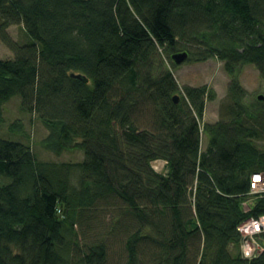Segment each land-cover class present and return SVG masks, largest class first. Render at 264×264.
I'll return each instance as SVG.
<instances>
[{"label":"trees","instance_id":"obj_1","mask_svg":"<svg viewBox=\"0 0 264 264\" xmlns=\"http://www.w3.org/2000/svg\"><path fill=\"white\" fill-rule=\"evenodd\" d=\"M21 24L25 44L9 33ZM0 40L14 54L0 59V122L19 95L48 151L85 155L40 161L0 137V264H108L110 240L124 264H264V252L242 256L238 232L264 214L250 193L264 173V100L245 104L238 79L252 64L264 80V0H0ZM184 51L218 57L231 78L216 123L202 124L216 92L181 87L159 64L179 66Z\"/></svg>","mask_w":264,"mask_h":264},{"label":"rangeland","instance_id":"obj_2","mask_svg":"<svg viewBox=\"0 0 264 264\" xmlns=\"http://www.w3.org/2000/svg\"><path fill=\"white\" fill-rule=\"evenodd\" d=\"M9 33L19 44H25L29 41V37L22 24L11 26ZM8 58H14V54L0 40V59ZM159 64L173 70L174 76L181 87L184 85H208L211 90H214L216 97L214 100L207 101L202 124L216 123L221 119L224 109L230 102L228 86L231 78L225 71L223 62L218 57H214L207 62H185L173 68L163 55L159 59ZM238 79L247 90V95L244 99L245 104H254L259 101L258 96L264 95V80L254 65L248 64L242 66L239 70ZM17 121H20L22 126L11 129V124ZM48 134V128L35 113L22 109L21 97L19 95L12 97L5 104L4 121L0 122L1 138L28 143L40 161L78 163L84 160V152L80 149H69L59 156L48 151L43 145V140ZM207 145L208 138L202 133V149L205 150ZM259 145L264 147V143H259ZM152 166L159 173L166 174L168 171L167 162L162 159L153 161ZM78 178L79 173L75 172L72 175L73 183H77ZM249 199H253L252 195ZM259 239L262 240L261 237ZM110 247L108 264H124L126 255L122 248V243L118 240H110ZM233 252H236V249Z\"/></svg>","mask_w":264,"mask_h":264},{"label":"built area","instance_id":"obj_3","mask_svg":"<svg viewBox=\"0 0 264 264\" xmlns=\"http://www.w3.org/2000/svg\"><path fill=\"white\" fill-rule=\"evenodd\" d=\"M250 193L264 195V173L252 175ZM245 204L246 208L249 209L250 204L248 202ZM238 232L240 234L241 254L245 259L251 261L264 252V214L244 220L238 226Z\"/></svg>","mask_w":264,"mask_h":264},{"label":"water","instance_id":"obj_4","mask_svg":"<svg viewBox=\"0 0 264 264\" xmlns=\"http://www.w3.org/2000/svg\"><path fill=\"white\" fill-rule=\"evenodd\" d=\"M172 59H173V61L175 62L176 65H181V64H183V63H185V62L188 61V59H189V52L184 51V52H180V53L174 54L172 56ZM74 76L77 77V78H79V79L84 80L85 82H88L89 81V79H87L83 75H74ZM174 99H175L176 102H178L179 96L178 95L175 96ZM258 99L259 100H264V95L258 96Z\"/></svg>","mask_w":264,"mask_h":264},{"label":"crops","instance_id":"obj_5","mask_svg":"<svg viewBox=\"0 0 264 264\" xmlns=\"http://www.w3.org/2000/svg\"><path fill=\"white\" fill-rule=\"evenodd\" d=\"M192 86V85H191ZM194 86V85H193Z\"/></svg>","mask_w":264,"mask_h":264}]
</instances>
